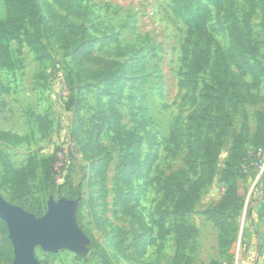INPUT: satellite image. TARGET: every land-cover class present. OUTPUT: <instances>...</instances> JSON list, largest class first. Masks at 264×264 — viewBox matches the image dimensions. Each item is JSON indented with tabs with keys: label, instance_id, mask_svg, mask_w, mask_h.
Returning a JSON list of instances; mask_svg holds the SVG:
<instances>
[{
	"label": "rangeland",
	"instance_id": "obj_1",
	"mask_svg": "<svg viewBox=\"0 0 264 264\" xmlns=\"http://www.w3.org/2000/svg\"><path fill=\"white\" fill-rule=\"evenodd\" d=\"M8 1L0 0L1 21ZM256 1L252 13L248 0H236L234 7L235 19L250 28L253 51L232 47L225 14L212 7V60L192 84L188 78L192 43L172 0H84L91 8L85 20L68 15L54 0H39L42 15L61 33L70 30L61 18L87 31L80 47L72 51H64L54 39L45 41L48 61L37 60L26 45L14 43L12 65L0 62V132L14 136L0 142V202L36 217L46 215L52 206L68 204L71 224L84 236L76 251L48 252L38 246L35 254L41 264H264V171L252 170L237 179L242 208L234 216L236 231L227 245L221 246L226 238L205 215L230 187L223 175L232 156L234 171L240 172L243 158L259 145L264 0ZM219 50L230 56L235 73L241 61L254 67L258 83L251 93L259 100L226 107L216 131L200 133L195 121L209 110L206 87H213ZM120 66H126L128 81L120 89H109L99 107L97 95L104 78L114 74L121 78ZM135 69L145 79L140 86L135 74L130 75ZM247 80L253 82L251 76ZM132 95L137 97L134 105ZM245 121L248 136L243 133ZM116 122L137 141L136 156L127 158ZM223 128L221 148L211 160L201 143L207 138L214 142ZM55 153V188L40 192L41 174L23 197L1 185L4 157L20 168L32 157ZM172 176L173 185L185 189L191 183L200 185V198L190 213L173 214L180 193H166L165 181ZM181 224L193 226L196 235L178 257L174 231ZM142 226L150 232L144 240ZM14 261L8 224L0 218V264Z\"/></svg>",
	"mask_w": 264,
	"mask_h": 264
},
{
	"label": "trees",
	"instance_id": "obj_2",
	"mask_svg": "<svg viewBox=\"0 0 264 264\" xmlns=\"http://www.w3.org/2000/svg\"><path fill=\"white\" fill-rule=\"evenodd\" d=\"M174 4V11L181 19L183 24L187 27L188 40L192 43L190 51V66L188 78L192 84L198 81L202 72H204L212 60L211 45L213 42V35L209 29V22L212 17V7L217 11L225 14L229 37L232 47L236 51L249 50L253 51L251 32L248 25L242 26L234 17V7L237 4L236 0H172ZM250 3V12H254L257 6L256 0H248ZM57 5L64 9L68 15L76 19H88L91 8L84 4V0H54ZM6 16L3 21L0 20V62L5 66L12 65L13 54L12 46L14 43L19 45H26L36 56L39 61H48L51 55L48 50V45L45 41L54 39L60 48L64 51H72L74 48H79L82 44L84 35L87 31L74 23L69 22L66 18H61L62 23H67L69 33L64 34L58 31L46 18L42 15L39 6V0H9L5 8ZM56 17V16H55ZM59 19V17H56ZM79 52L75 53L78 54ZM233 62L227 54L219 50L217 52L216 67L212 72L211 79L213 87H206L209 101V110L202 113L195 121V128L197 132L205 130L207 133L215 132L216 125H218L219 116L224 113L226 107L238 108L242 103L257 102L259 99L252 95L251 92L257 87L258 78L255 75L254 67L248 61H241L238 65L239 73L232 70ZM134 67H132L133 69ZM117 76L116 74L104 78L103 88L99 90L97 95L98 106H102V98L108 93L109 89L120 87L128 81V72L126 66H120ZM129 71H132L129 68ZM135 74V82L140 85L144 84V80L139 76V70L135 69L131 74ZM251 76L253 82H248L247 77ZM1 83V81H0ZM1 85V84H0ZM125 85V84H124ZM137 97L132 95L130 100L134 105ZM116 101V97L114 98ZM111 111L114 108L110 109ZM115 111V110H114ZM213 112V116L208 115ZM117 130V137L122 143L126 145L128 151L127 158L136 156L137 141L131 135L125 134L120 128L119 122L115 126ZM224 130V131H223ZM218 132L215 136V141L207 138L202 141V149L209 158L213 160L217 152L221 148V140L225 135V128ZM244 135L248 136L247 121L244 123ZM124 136H126L124 138ZM243 136V134H242ZM14 136L10 133L0 132V142L10 141ZM258 141V148L253 155H246L241 163L240 172L234 171V164L232 156L228 163L227 170L223 175L224 181L229 184V189L224 198L216 206L209 208L205 215L212 221L221 231L222 239L221 246L227 245L228 237L235 233L233 229L235 218L241 208V199L237 195L236 181L239 177L247 175L244 172V167L250 165L256 159V154L259 149H264V114H261L259 119V129L256 134ZM133 153L131 154V150ZM56 153L49 158L32 157L22 167L16 168L11 164L6 157L2 162L3 175L1 178V185L7 189L18 192L20 197L25 196L29 190L30 183L38 178V190L40 192L53 189L57 186L55 179L56 163L58 162ZM234 155V153H233ZM136 165V161H134ZM109 160L105 159L104 167H107ZM126 164L123 161L122 166ZM133 166L127 170L126 177L128 178L134 170ZM176 179L175 176L170 177L165 181V190L167 195H173V191H179L180 195L174 204L173 214H187L190 213L194 205L200 198V185L198 183H191L185 189L183 185H173L172 182ZM104 197V196H103ZM38 216H41V211H36ZM80 223V218L78 217ZM81 224V223H80ZM143 235L142 240L150 234L148 228L142 226ZM175 244L177 248L178 257L182 255L183 251L190 247V242L195 238L196 231L193 226L181 224L175 228ZM166 232L162 235L164 237ZM89 235V234H88ZM94 243V240H92ZM95 246V243L93 244ZM11 257L13 254L11 253ZM179 262V260H177ZM107 264H113L108 262ZM217 264V263H213Z\"/></svg>",
	"mask_w": 264,
	"mask_h": 264
},
{
	"label": "water",
	"instance_id": "obj_3",
	"mask_svg": "<svg viewBox=\"0 0 264 264\" xmlns=\"http://www.w3.org/2000/svg\"><path fill=\"white\" fill-rule=\"evenodd\" d=\"M71 206H52L43 217H36L20 207L0 202V218L7 224L13 243L14 264H41L35 254L38 246L57 252L63 248L78 250L84 236L73 227Z\"/></svg>",
	"mask_w": 264,
	"mask_h": 264
},
{
	"label": "built area",
	"instance_id": "obj_4",
	"mask_svg": "<svg viewBox=\"0 0 264 264\" xmlns=\"http://www.w3.org/2000/svg\"><path fill=\"white\" fill-rule=\"evenodd\" d=\"M252 170L264 171V149H259L255 161L244 167L245 173H249V171L251 172Z\"/></svg>",
	"mask_w": 264,
	"mask_h": 264
}]
</instances>
